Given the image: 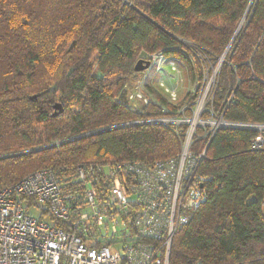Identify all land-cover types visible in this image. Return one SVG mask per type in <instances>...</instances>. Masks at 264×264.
I'll return each mask as SVG.
<instances>
[{"label":"trees","instance_id":"obj_1","mask_svg":"<svg viewBox=\"0 0 264 264\" xmlns=\"http://www.w3.org/2000/svg\"><path fill=\"white\" fill-rule=\"evenodd\" d=\"M155 54L182 62L197 88L173 103L148 86L154 97L129 107L126 85L148 71L135 64ZM213 64L203 117L264 125V0H0V189L51 169L72 191L81 163L176 157L183 132L149 121L194 105ZM258 134L215 132L199 167L205 200L175 235L170 264H264V147L251 143Z\"/></svg>","mask_w":264,"mask_h":264},{"label":"built area","instance_id":"obj_2","mask_svg":"<svg viewBox=\"0 0 264 264\" xmlns=\"http://www.w3.org/2000/svg\"><path fill=\"white\" fill-rule=\"evenodd\" d=\"M159 55L151 56L152 63ZM136 86V96L148 103L141 83ZM202 101L195 110L197 102L185 104L176 117L149 121L183 132L176 157L153 164L81 163L72 191L63 188L51 169L36 170L1 188L0 264H170L175 235L205 200L199 167L215 132L229 126L251 128L259 132L253 149L264 147V125L203 117ZM187 109L191 117L184 115ZM199 129L203 134H197ZM204 137L207 147L194 151L193 143ZM32 204H45L40 217L30 210Z\"/></svg>","mask_w":264,"mask_h":264},{"label":"rangeland","instance_id":"obj_3","mask_svg":"<svg viewBox=\"0 0 264 264\" xmlns=\"http://www.w3.org/2000/svg\"><path fill=\"white\" fill-rule=\"evenodd\" d=\"M216 73L217 66H214L213 64L209 71L206 72V82L202 89V97L194 106H192L195 110L197 105L200 106L203 99L201 116H203V113L207 108V104L215 83ZM138 83H141V89L144 92L143 96L146 97L147 100L154 97V93L148 88V86H151L155 91L163 93L173 103H178L180 100H183L187 96L188 92H193L197 88L196 85L191 84L187 79L186 68L182 62L179 60L166 59L165 57H162V55H159L156 61L152 63L150 69L145 75L131 79L126 85L122 102L134 109H138V107L141 108L144 104H146L144 99L137 97L135 94L137 87L136 85ZM182 110L180 111L181 113ZM213 122L215 124L218 123L219 125V119L213 118ZM39 134V137H43L44 139L47 131L43 128H40ZM71 139L72 138L68 139V141ZM64 142H55V145L62 144ZM250 200H254V198L251 197ZM40 206L41 207H38L36 204H32L30 206V210L37 217H40L41 208L45 207V204H41ZM262 211L264 214V205Z\"/></svg>","mask_w":264,"mask_h":264},{"label":"water","instance_id":"obj_4","mask_svg":"<svg viewBox=\"0 0 264 264\" xmlns=\"http://www.w3.org/2000/svg\"><path fill=\"white\" fill-rule=\"evenodd\" d=\"M151 65H152V61L151 60L141 58V59H139L137 61V63L135 64L134 68H135L136 72H144V71L149 70ZM60 108H61V104L57 103L55 105V110H59ZM54 115L57 116L58 115V111H55ZM105 130L106 129H102V130H100L98 132H102V131H105ZM98 132H95V133H98ZM92 134H94V133H91L90 135H92ZM85 136H88V135H85ZM71 140H75V139H71ZM71 140H69V141H71ZM66 142H68V140ZM18 154H23V153H18ZM18 154H13V155H18Z\"/></svg>","mask_w":264,"mask_h":264},{"label":"bare ground","instance_id":"obj_5","mask_svg":"<svg viewBox=\"0 0 264 264\" xmlns=\"http://www.w3.org/2000/svg\"><path fill=\"white\" fill-rule=\"evenodd\" d=\"M203 105V104H202Z\"/></svg>","mask_w":264,"mask_h":264}]
</instances>
